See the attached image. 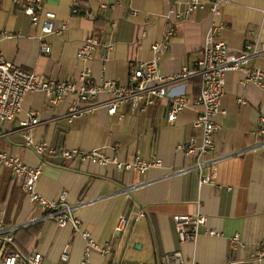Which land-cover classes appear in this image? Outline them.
Returning a JSON list of instances; mask_svg holds the SVG:
<instances>
[{
    "label": "crops",
    "instance_id": "0c3cea01",
    "mask_svg": "<svg viewBox=\"0 0 264 264\" xmlns=\"http://www.w3.org/2000/svg\"><path fill=\"white\" fill-rule=\"evenodd\" d=\"M185 1L80 0L92 14L83 17L71 15V0H43V11L53 15L54 32L42 34L22 12L23 5L0 0V30L6 36L0 48L8 62L46 81L69 78L78 85L80 72L88 66L94 83L114 82L118 87L128 84L138 63L153 58L152 45L161 42L170 27L175 35L157 62L158 72L165 76L195 66L211 36L225 42L233 54L245 44L259 48L264 43V0H221L215 15L211 12L215 0H201L190 14ZM169 14L171 24L166 21ZM178 14L182 18L177 19ZM89 36L101 45L85 63L76 54ZM43 45L48 53L42 51ZM109 45L112 49L107 50ZM247 66L264 72V58L253 55ZM224 78V113L215 118L219 129L214 150L204 157L216 159V175L213 183L204 185H199L197 170L175 174L194 165V157L185 150L193 138L197 143L201 140L200 131L193 127L202 109L194 101L200 91L199 77L165 87L169 94L190 99L172 125L166 115L168 98L155 100L138 114L120 104L116 114L109 115L106 92L98 94L92 111L88 104H79L75 93L56 105L44 92L27 94L15 119L0 123V152L20 158L28 167L41 168L37 191L45 198L57 200L66 190L81 230L60 228L53 219L27 225L44 212L30 203L11 172L0 167L3 227L34 226L26 254H41L42 264H80L87 243L82 232L97 246L87 264H165V257L173 254L186 264H258V252L264 248V135H257L256 128L264 115V96L255 84L245 81L241 71H229ZM73 105L78 113H72ZM30 111L38 118L33 130L36 143L100 150L120 163L159 158L161 165L141 173L117 169L113 162L100 166L57 155L40 157L26 147L18 130ZM141 211L144 217L136 219ZM196 212L206 217L205 225L194 241L181 242L174 218ZM208 230L214 234L208 235ZM236 235L238 241H233ZM65 252L68 259L62 261ZM1 257L0 244V264Z\"/></svg>",
    "mask_w": 264,
    "mask_h": 264
},
{
    "label": "built area",
    "instance_id": "2783aa9c",
    "mask_svg": "<svg viewBox=\"0 0 264 264\" xmlns=\"http://www.w3.org/2000/svg\"><path fill=\"white\" fill-rule=\"evenodd\" d=\"M15 5H23L22 12L29 17L30 24L38 28L42 34L53 33V15L43 11V0H11ZM222 1L215 0L211 6V12L215 15L219 12ZM201 5V0H186V14L195 12ZM71 15L91 17L92 14L81 6L80 0H71ZM182 18L181 14L176 16ZM168 23H172L170 14L167 16ZM64 27H62V30ZM62 30H56L60 33ZM172 27L163 34L161 42L152 45L151 50L153 58L148 62H140L129 75L128 84L125 86H116L114 82H105L96 84L91 78V69L85 66L79 74V84L72 79L66 78L62 81H46L34 72L25 71L15 67L8 62L0 48V123L15 119L20 113L22 101L29 93L44 92L49 102L58 104L64 96L75 93L78 96L79 104H88L89 110L96 107V98L98 94L106 92L110 94L107 102V112L109 115H115L118 105L129 106L135 114L142 112L146 107L155 104V100L168 98L169 111L167 121L172 125L178 113H181L190 104V99L185 94H169L166 86L172 82L187 80L192 77H199L200 91L195 97V103L201 106L194 122V128L200 131V143L193 138L186 147V154L194 157L193 166L180 169L175 174H181L187 170H197L199 172V185L211 184L216 175V159H204L214 150V137L219 129V123L215 120L217 116L224 113L221 108V99L224 93L225 74L229 71H241L245 81L255 84L264 96V72L258 67L249 68L247 63L253 55H261L264 58V43L258 48L257 44L251 46L245 44L244 48L236 53L230 52L227 44L221 40L215 41L213 36L208 37L202 50V57L192 68H184L175 76H165L158 72L157 62L168 46V41L174 37ZM6 38L3 31L0 30V43ZM101 45L96 37L89 36L82 47L77 51V59L83 62H89L92 58L93 50ZM107 50L112 46H106ZM42 51L48 53V48L43 45ZM87 108V107H85ZM84 108V109H85ZM81 109V108H80ZM83 109V110H84ZM72 113H78L77 105H73ZM38 124L37 113L30 111L26 113V118L18 124V130L21 131L26 147L32 149L36 155L43 157L45 155H57L65 160L75 162H91L100 166H107L113 162L117 169L127 171H138L145 173L149 169L161 165V160H137L133 163H120L104 156L100 150L90 152L84 150H69L63 147L56 148L46 142L36 143L33 137L34 127ZM257 135H264V115L259 118L256 128ZM0 167L8 169L12 176L17 180L20 189L26 194L31 204L36 209L44 212L42 218L33 219L27 222V225L34 224L39 220H54L58 227L64 228L70 226L72 230L80 232V222L72 213V207L68 204V193L62 191L57 200H49L38 193L37 183L41 174L40 167H28L20 158L10 156L5 152H0ZM207 172L203 173V168ZM144 212L138 213L137 218L144 217ZM125 220L122 219L121 223ZM175 230L181 242H192L198 236L200 227L205 225L206 217L200 212L193 215H179L174 218ZM18 228H5L0 221V244L2 249L1 264H42V256L39 253H30L22 256L15 250L14 232ZM208 235L214 232L208 230ZM82 236L87 240L80 264H87L91 252L97 250L96 244L89 238L88 233L82 232ZM233 241H238L236 235ZM67 253L61 255L62 261H67ZM258 264H264V248L258 252ZM165 264H186L181 260L179 254H173L165 257ZM195 264V263H190ZM241 264V263H229Z\"/></svg>",
    "mask_w": 264,
    "mask_h": 264
},
{
    "label": "trees",
    "instance_id": "16d2710c",
    "mask_svg": "<svg viewBox=\"0 0 264 264\" xmlns=\"http://www.w3.org/2000/svg\"><path fill=\"white\" fill-rule=\"evenodd\" d=\"M34 229V226H27L25 228H20L17 229L14 232V244L13 248L17 250L18 252L21 253L22 256H27L26 254V246L28 245L27 243L32 240L29 230ZM29 234V237L24 241L22 238L26 235ZM21 238V240L19 239ZM30 239V240H28Z\"/></svg>",
    "mask_w": 264,
    "mask_h": 264
}]
</instances>
